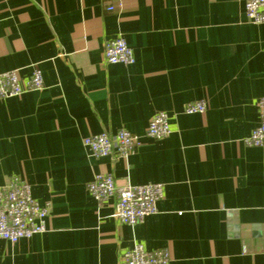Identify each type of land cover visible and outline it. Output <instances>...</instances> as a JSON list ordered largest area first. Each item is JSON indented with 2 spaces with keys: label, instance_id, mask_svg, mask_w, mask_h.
Masks as SVG:
<instances>
[{
  "label": "crops",
  "instance_id": "1",
  "mask_svg": "<svg viewBox=\"0 0 264 264\" xmlns=\"http://www.w3.org/2000/svg\"><path fill=\"white\" fill-rule=\"evenodd\" d=\"M244 1L0 0V71L43 78L0 98V185L17 175L49 204L46 231L0 239V264H118L135 241L167 264H264V143L241 141L264 96V22ZM120 34L132 64L103 59ZM193 101L205 110L186 113ZM161 110L172 132L145 137ZM122 127L141 141L127 158L82 144ZM96 172L163 183L157 212L120 223L114 196L87 191Z\"/></svg>",
  "mask_w": 264,
  "mask_h": 264
},
{
  "label": "built area",
  "instance_id": "2",
  "mask_svg": "<svg viewBox=\"0 0 264 264\" xmlns=\"http://www.w3.org/2000/svg\"><path fill=\"white\" fill-rule=\"evenodd\" d=\"M110 4L108 9H113ZM245 15L249 22H264V0H245ZM103 59L111 64H132L133 50L120 34L106 40L102 50ZM43 87L41 71L33 67L27 78H21L17 69L0 71V98L21 96L23 93ZM204 101H193L185 106L186 113L203 112ZM258 122L251 132L242 138L247 146H261L264 143V96L257 102ZM172 132L168 114L157 111L150 118L145 137L161 139ZM140 136L125 128L115 133L102 131L85 136L82 144L95 157L107 156L113 152L127 158L140 143ZM87 191L98 203H104L114 196L112 216L120 223L135 224L149 214L157 212L156 202L163 194V183L147 182L117 186L111 173L96 172L86 185ZM49 204H40L31 194L30 186L17 175L11 176L0 185V239L16 243L47 229ZM171 256L166 249L146 250L141 242L135 241L120 256L118 264H167Z\"/></svg>",
  "mask_w": 264,
  "mask_h": 264
}]
</instances>
